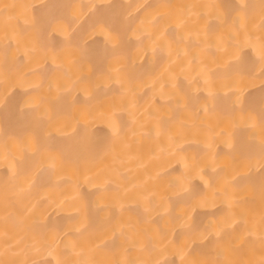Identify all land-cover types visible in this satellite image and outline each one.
<instances>
[{"label": "bare ground", "instance_id": "1", "mask_svg": "<svg viewBox=\"0 0 264 264\" xmlns=\"http://www.w3.org/2000/svg\"><path fill=\"white\" fill-rule=\"evenodd\" d=\"M0 264H264V0H0Z\"/></svg>", "mask_w": 264, "mask_h": 264}]
</instances>
